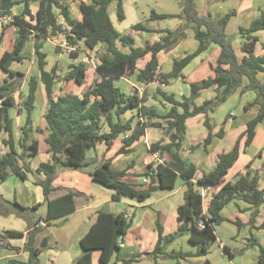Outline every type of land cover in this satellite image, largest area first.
<instances>
[{
  "label": "trees",
  "instance_id": "16d2710c",
  "mask_svg": "<svg viewBox=\"0 0 264 264\" xmlns=\"http://www.w3.org/2000/svg\"><path fill=\"white\" fill-rule=\"evenodd\" d=\"M19 2L24 3L22 13L12 15L11 7ZM30 2L38 3L35 14L31 12ZM112 2H115L117 19L123 20V0L81 2V20L70 17L66 0H0V16L12 15V21L16 25L15 41L13 49L10 51L1 49L2 33L0 32V69L7 74L5 81L0 84V132L7 134L1 143L8 149L0 152V182L6 180L9 171L22 179L27 178V173L32 171L24 164L20 165L19 160L38 152V140L34 136V132L38 128L33 125L32 118L38 81L43 83L47 99V109L43 117L46 129L45 142L48 145L50 159L40 163L36 168V172L44 175L43 179L37 180V184L41 187L44 196L45 213L34 222L28 221V237L24 249L29 252V262L25 264H36L38 249L34 248L33 239L39 231V227L36 226L39 219L50 223L75 210L74 195L76 192L68 188L55 187L52 184L57 170L65 167L85 168L88 165L85 158L88 148L93 147L97 142H104L110 146L114 138L126 132L128 134L122 137L119 152L127 153L131 149V144L143 135L145 126L164 124L165 133L170 136L168 143L162 144L159 141L151 143L152 150L161 154L172 147L176 148L172 161L165 164L149 163L148 170L143 173V176L147 178L145 188L138 189L120 181L119 177L123 176L126 170H115L111 166L110 160H104L90 172L92 180L114 190L111 198L115 201L122 197L135 199L139 202L144 201L158 188L174 187L178 176L186 180L187 186L183 193V202L177 207L179 225L176 231L163 235L161 225L157 220L156 244L152 251L144 252V254L151 256L161 254L163 257L175 259L206 254L216 240L215 227L228 220L221 213L223 207L236 200L248 204V207L245 208L250 212L248 225L253 227L258 215V208L264 203V190L259 189L258 184L259 171L251 168L249 162L233 182L223 183L221 188L208 200L206 208L203 209L201 194L194 188L191 181L195 175V166L193 164L186 165L179 153L185 132V120L197 113L206 115L204 122L207 133L202 142L204 149L213 136H222V129L216 133L212 132L209 114L216 111L219 105L236 91L240 94L247 91L254 92V98L245 103L244 108L247 109L257 104L258 112L246 122L244 131L238 136L232 148L218 154L214 168L203 173L196 179V183L207 188L223 182L229 168L239 155L240 139L245 137L244 147L251 143L255 134V126L264 118V83L257 76L260 71H264V54L255 53L256 43L260 40L255 32L264 31V10L259 16L252 19L248 26H239L238 31L242 38L239 49L243 55L238 58L233 45L225 34L227 23L230 17L235 14L233 10L213 18L209 14L207 16L199 15L193 0H185L182 7L185 20L183 25L154 30L142 23H136L132 26L133 29L157 32L159 40H154L151 43L146 42L143 46H134L133 37L120 33L112 24L107 11ZM58 15L63 16L65 25L57 22ZM172 16L174 15L170 13L151 10L148 20L166 19ZM33 20L34 22H32ZM189 24L193 29V37L197 41L196 48L182 58L174 59L169 71L157 72L156 54L160 50L170 49L184 37ZM31 32H33L32 36H30ZM61 33L64 35L67 47L71 48L69 51L71 60L62 79L73 80L78 84L85 82L87 63L81 60L74 61L79 55L77 51H80L78 47L80 42L88 56L90 54L86 50L93 51V55L90 57L94 58L95 68L91 84L80 95L67 92L54 98L53 85L57 65L54 64L50 70L45 69L47 53L42 48L48 37ZM31 39L37 56L39 74L38 77L30 76L25 84V89L19 91V101L16 103L14 93L19 90L24 74L11 69V64L27 58L24 50L27 42ZM117 43L129 47V52H122ZM210 43H216L220 48L218 57L209 62L213 76L192 82L190 95L182 96L180 99H175L172 94L157 89V94L170 104L165 113L159 112L155 107L143 104V96L126 94L113 83L114 77H131L135 72L137 60L148 53L150 58L139 69L137 80L149 83L158 79L163 84L175 80L182 77L183 67L204 51ZM101 45H103V49L100 48ZM260 46L264 50V39L260 41ZM209 87L216 89L214 97L203 100L201 104H196L194 99L199 91ZM15 106L20 113L25 112L24 122L19 127L17 142L13 138L14 120L10 114V109ZM134 107H138V114L143 120L134 122L135 116L122 120L121 115ZM104 124L108 125V131L102 129ZM191 148L193 149L195 146ZM262 151L264 148L258 154L261 155ZM12 205L18 210V215L25 217L28 210L26 207L16 201ZM3 213L0 204V214ZM200 221L203 226L199 225ZM131 223L132 218L99 210L96 221L80 239L82 253L76 258L77 264H92L91 253L93 250H98L99 261L107 264L112 256L118 253L120 245L117 240L123 238ZM234 223L238 232L242 224L238 220ZM13 233L15 232H5L4 235L0 233V249L10 246L4 237L13 235ZM183 234H188V240L196 245V250L194 252L167 251L166 246L177 236ZM252 246L258 247V264H264V247L250 232L247 242L239 251ZM224 250L229 257H233L231 249L224 246ZM137 255L139 254H132L131 257L123 261H133Z\"/></svg>",
  "mask_w": 264,
  "mask_h": 264
},
{
  "label": "crops",
  "instance_id": "0c3cea01",
  "mask_svg": "<svg viewBox=\"0 0 264 264\" xmlns=\"http://www.w3.org/2000/svg\"><path fill=\"white\" fill-rule=\"evenodd\" d=\"M81 2L89 3L91 0H66L69 14L72 19L81 20ZM247 2V7L249 8L251 2L250 0H247ZM29 7L32 14H35L38 9V3L30 2ZM23 8L24 3H16L11 7V14H20L22 13ZM234 12L236 15L241 14L243 12V5L240 10L237 9ZM12 15L0 16L2 50L10 51L13 49L16 25L12 21ZM32 22H34V20ZM57 22L65 25L62 15L57 16ZM149 28L156 30L168 27ZM155 34V37L146 40L145 43L153 42V39L159 35L157 32H155ZM255 34L260 38V40L256 43L258 44L264 39V31L259 30L256 31ZM58 36L62 37L64 41V35L62 33L52 35L44 41L42 49L44 50L45 43H52L50 41L51 38L55 39ZM62 44L63 42L60 43L61 46ZM26 46L29 48L28 51L24 52L27 55V58H24L20 62L15 61L11 64V69L24 74L19 90L14 93L16 103L19 101V91L25 89V84L30 76L38 77L39 74L37 56L33 48V40H29ZM196 46V39L185 30V36L179 39L170 49L160 50L156 54L158 59L157 72L163 73L169 71L171 66L166 70L164 68V64H172L174 59H180L187 53H191L194 51ZM49 48L51 50L50 44ZM69 48L70 47L68 46L67 49ZM100 48L103 49V45H101ZM118 48L122 52H129V47L127 46H121L119 44ZM61 49L62 48H59V46H56L53 49L55 56L52 65L48 66V62L46 60V70H50L54 64L57 65L56 78L53 85V97L56 98L59 94L67 92L80 95L93 80L95 61L93 57H90L93 55V51L86 50L90 54L88 56L87 53L84 52L83 48V50L77 52H83L87 55V58H80L79 54L74 59L75 62L77 60L86 62L88 66L87 69L91 68L92 70L91 80L85 85L86 82L78 84L73 80L62 79L63 74L67 71L71 57L68 52L69 61L65 64L66 68L62 69L60 60H63L65 51H61ZM219 52L220 48L218 44H208L204 51L195 56L187 65H185V67H183L181 71L182 77L171 80L165 84L159 82L158 79L149 83H142L137 80L136 77L139 69L142 68L150 58V54L148 53L143 58L137 60L135 72L131 77H114L113 83L126 94H137L139 97L143 96V104L155 107L159 112L165 113L170 107V104L157 94V89H160L168 94H172L175 99H180L182 96H189L191 92L190 84L192 82H197L209 76H213V71L209 66V62L215 60L218 57ZM236 54L238 58H241L243 55L242 52L239 55L237 51ZM90 60H93L92 64H90ZM16 63L20 66L17 67ZM58 64H60V66ZM86 74L87 73H85V79ZM6 78L7 74L0 69V84L3 83ZM42 85L43 83L38 81L35 91V106L32 113L33 125L38 128V130L34 132V136L38 140V152L35 155L26 156L23 160H19L20 165L24 164V166H28L32 171L27 173V178L25 179H22L18 175L9 171V175L6 180L0 182V204L2 205V211H4L3 214H0V217H9L10 215L15 214V216L23 219L25 222V228L23 230H17L8 225L9 220L6 221L0 218L1 234L4 235L5 232L10 231L15 232L13 235L10 234V236L4 237V240L10 246L0 249V264H17L14 261L24 264L29 262V252L24 249V244L27 240L29 230L27 224L28 221H36L45 213L44 208V212L39 214L37 217H33L32 215L30 216V210H35L40 205L44 204V196L41 187L37 184V180L43 179L44 175L36 172V168L40 163L47 162L50 159L48 145L45 142L46 129L43 117L47 109L46 94L45 98L41 96L39 103L37 102V93L38 90L41 89ZM76 85H78V87ZM215 93L216 89L214 87L202 89L195 97L194 102L196 104H201L203 100L214 97ZM250 93H252V91L244 92L242 94L236 91L230 95L226 101L219 105L216 110L222 111L229 99L236 96L238 101V114H236V111H224L222 112V117L219 119L213 118L212 114L215 111L209 114L210 122L212 123V132L216 133L222 129V136H213L206 149H204L202 145L207 133V128L204 122L206 115L204 113H197L185 120V132L183 139L181 140L179 153L186 165L193 164L195 166V175L191 178V181L193 182L195 189H197L200 193L203 192L205 194L204 203L202 204L204 209L206 208L208 200L221 188L223 183L227 181L233 182L249 162L251 164V168L259 171V189L264 190V151H262L261 155L258 154V152L264 148V118L255 126L254 137L247 147H244L243 145L245 137L243 136L240 139L239 155L233 165L229 168L223 182L207 188H204L196 183L197 178L201 177L203 173H207L214 168L218 154L226 152L232 148L238 136L244 131L246 122L254 117L258 112L259 107L257 104H254L247 109L244 108V104L251 101L255 96V94ZM245 95L253 97L251 100L245 101ZM10 114L14 120L13 138L15 142H17L19 138V127L24 122L25 112L20 113L17 110V106H15L10 109ZM133 116H135L134 122L143 120L138 114V107L126 110L121 115V118L122 120H127ZM239 117H241V119H239ZM164 126V124L161 126H145L143 135L131 144V149L127 153L119 152V148L122 145V137H125L128 132L122 133L114 138L110 146H107L104 142H97L93 147L88 148L85 152V158L88 165L85 168L65 167L57 170L52 181L53 186L74 190L76 192L74 195L76 207L71 213L54 219L50 223H46L42 219H39L36 225L39 227V231L35 234L33 239V246L38 249L36 264H77L76 258L82 253L80 239L96 221L99 210L113 214H127L129 215L128 218H132L131 226L122 238V243L118 253L114 254L107 264H211V261H208L207 263L205 262L207 258L204 254L189 255L177 259L163 257L161 254H157V256L144 254V252L152 251L156 244L158 237L156 227L157 220L161 225L163 235L175 232L179 225L177 207L183 202V193L187 186L186 180L181 176H178L174 187L158 188L153 191L147 199L139 202L135 199L127 197H122L117 201L113 200L111 195L114 190L92 180L90 175V172L101 162L104 160H110L111 166L115 170H126V173L119 177L120 181L138 189L145 188L147 186V182L144 181V178L146 177L143 176V173L148 170L149 163L165 164L173 160V153L176 150L175 147H172L170 150H165L161 154L150 148V144L157 141L162 144L170 142V136L165 133ZM102 129L108 131L109 127L107 124H104ZM6 137L7 134L1 131L0 152L8 150L7 147L1 143V140ZM192 146H195V148L192 149ZM177 194H182L181 198L176 197ZM14 201L28 209L25 217L17 214L18 210L14 205H12ZM4 203H7L8 207H6ZM234 203L237 207L238 214L233 213L232 215H228L223 213L221 210V213L228 218V220L223 222H230L234 224V222L238 220L242 224L238 232L236 230L231 238L246 234L249 236V233L251 232L254 237L257 238L258 242L264 247V203L258 208V215L255 218L253 227L248 225L250 212L245 210V208L248 207V204L240 200H236ZM221 224L222 222L219 225ZM18 232H20V234H18ZM214 234L216 237L215 243H217L218 247L222 249V255L228 258L230 264H258L257 246L246 248L243 251H239V248L236 253H233V257H229L224 250V246L231 250L232 246L224 240V237H222L221 234L217 233L216 228L214 230ZM184 235L188 239V234ZM177 237H181V235ZM177 237L166 246L167 251L181 250L194 252L196 250L195 245L192 249L176 250L175 247H173V244L177 241ZM132 254L139 255H137L133 261H123L124 259L131 257ZM91 260L92 264H103L99 261L98 250L92 251ZM225 263L227 262L223 261V264Z\"/></svg>",
  "mask_w": 264,
  "mask_h": 264
},
{
  "label": "rangeland",
  "instance_id": "374dc122",
  "mask_svg": "<svg viewBox=\"0 0 264 264\" xmlns=\"http://www.w3.org/2000/svg\"><path fill=\"white\" fill-rule=\"evenodd\" d=\"M185 0H123V11H124V19L118 20L115 10V2H112L109 4L107 10L110 16V19L115 26V28L122 34H129L134 38V45L135 46H142L146 40L151 39L152 37H155V32L153 31H144V30H135L132 28V26L136 23H142L148 27L158 28V27H168V28H175L178 25L184 24V18L182 13V7ZM194 6L196 11L199 15L207 16L208 14L211 17H219L227 12L237 9H241L243 5V12L241 14H234L230 17L226 29L225 34L226 38L231 42V44L235 47L237 53L240 55L241 51L239 49V46L242 42V38L239 34L238 28L239 26H248L252 19L259 16L262 10H264V0H250L251 4L248 6L247 0H193ZM154 10L156 12H166L170 13L174 16L166 18V19H157L155 21L148 20V16L150 14V11ZM186 32L190 35H193V29L191 28V24H189L186 27ZM61 38V39H60ZM155 40V39H153ZM50 41L53 43H48L51 45V50L49 48V44L45 43L44 50L47 52V62L48 66L52 65L54 61L55 53L53 52V49L56 46H59V48H62L61 51H65V55H63V60H60V64L62 65V69L66 68L65 64H67V61H69V49H67L66 45L62 44L63 42L62 37H56L55 39H50ZM119 46V44H117ZM31 46V45H30ZM61 46V47H60ZM66 47V48H64ZM80 50H83L82 43H79L78 45ZM31 48V47H30ZM28 47H25L24 52L28 51ZM255 53L256 54H262L264 53L263 50H261L260 43L256 44L255 47ZM79 57H85L87 58V55H85L83 52H79ZM91 62V61H90ZM60 64H58L60 66ZM92 64V62L90 63ZM16 66H20L16 63ZM171 66V63L164 64V68L167 70ZM86 79H85V85L90 82L91 80V68L87 69L86 72ZM62 74V73H61ZM260 81L264 83V71H260L257 74ZM245 81V80H244ZM22 84V81H21ZM84 85V86H85ZM21 86V85H20ZM78 87V85H76ZM251 92V91H247ZM254 94V92H252ZM250 93V94H252ZM249 94V93H247ZM38 96V103L40 100V97L43 96L45 98V89L44 86H41V89L38 90L37 93ZM238 96V95H237ZM245 95L244 100L249 101L252 99L253 96ZM237 97L229 99V101L226 103L224 109L222 111H215L212 115L214 119H219L222 117V112L224 111H236V114H238L237 111ZM217 110V109H216ZM241 119V117H239ZM238 121V120H237ZM182 194H177L176 197L181 198ZM235 201L229 202L223 209L222 212L228 215H232L233 213H237V207L234 203ZM6 207H8L7 203H4ZM45 205H40L35 210H30V216L37 217L39 214H42L44 212ZM28 211V210H27ZM26 211V212H27ZM4 220H9L8 225L11 228L17 229V230H23L25 228V222L23 219L18 218L17 216L10 215L9 217H0ZM216 231L218 234H221L222 237H224V240L229 243L232 246V252L236 253V250L241 248L245 243L247 242V234L246 235H238L234 238H231V236L236 232V224L230 223V222H222L221 225H217ZM196 246V245H195ZM173 247H175L176 250L178 249H192L194 247V244L192 245L191 242L188 241L187 237L185 235H181V237H177V241L173 244ZM206 260L211 261V264H223V261L227 262L225 264H230V261L228 258L224 257L222 255V249H220L217 245V243H213L206 254ZM236 261V260H235Z\"/></svg>",
  "mask_w": 264,
  "mask_h": 264
},
{
  "label": "built area",
  "instance_id": "2783aa9c",
  "mask_svg": "<svg viewBox=\"0 0 264 264\" xmlns=\"http://www.w3.org/2000/svg\"><path fill=\"white\" fill-rule=\"evenodd\" d=\"M32 35H33V32H31L30 36H32ZM155 40L158 41V40H159V37L157 36V37L155 38ZM63 44L66 45V42L63 41ZM66 46H67V45H66ZM67 48H68V47H67ZM69 49H71V48H69ZM90 61L93 63V60H90ZM144 181H147V178H144ZM200 194H201L202 204H203V203H204L205 194H204L203 192L200 193ZM202 207H203V205H202ZM203 209H204V208H203ZM124 217L127 218V217H129V215L125 214ZM199 225H200V226H203L202 221L199 222ZM117 243H118L119 245H121V243H122V238H118Z\"/></svg>",
  "mask_w": 264,
  "mask_h": 264
},
{
  "label": "water",
  "instance_id": "95a60500",
  "mask_svg": "<svg viewBox=\"0 0 264 264\" xmlns=\"http://www.w3.org/2000/svg\"><path fill=\"white\" fill-rule=\"evenodd\" d=\"M173 136V135H172ZM236 252H237V250H236Z\"/></svg>",
  "mask_w": 264,
  "mask_h": 264
}]
</instances>
